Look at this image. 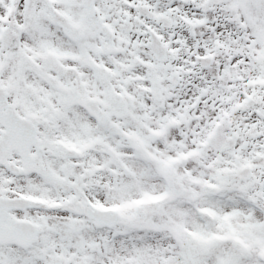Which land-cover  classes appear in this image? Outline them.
Masks as SVG:
<instances>
[{
  "label": "snow or ice",
  "instance_id": "snow-or-ice-1",
  "mask_svg": "<svg viewBox=\"0 0 264 264\" xmlns=\"http://www.w3.org/2000/svg\"><path fill=\"white\" fill-rule=\"evenodd\" d=\"M0 264H264V0H0Z\"/></svg>",
  "mask_w": 264,
  "mask_h": 264
}]
</instances>
